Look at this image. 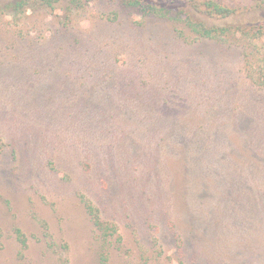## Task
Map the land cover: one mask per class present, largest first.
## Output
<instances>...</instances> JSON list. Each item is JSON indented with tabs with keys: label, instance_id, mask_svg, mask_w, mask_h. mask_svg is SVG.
I'll return each mask as SVG.
<instances>
[{
	"label": "rangeland",
	"instance_id": "rangeland-1",
	"mask_svg": "<svg viewBox=\"0 0 264 264\" xmlns=\"http://www.w3.org/2000/svg\"><path fill=\"white\" fill-rule=\"evenodd\" d=\"M145 1L0 10V264H264V0Z\"/></svg>",
	"mask_w": 264,
	"mask_h": 264
},
{
	"label": "trees",
	"instance_id": "trees-1",
	"mask_svg": "<svg viewBox=\"0 0 264 264\" xmlns=\"http://www.w3.org/2000/svg\"><path fill=\"white\" fill-rule=\"evenodd\" d=\"M62 0H0V10L2 9H11L13 14L17 15L18 13H26L27 10H29L30 5L34 4V7L40 9L45 7H50L52 9L57 8V4L61 2ZM75 1V2H73ZM71 2L74 4L76 3V6L78 5L79 0H71ZM142 5L143 9L146 11L148 15H157L158 17H169L167 13H170V11L165 8L161 7L158 8L153 3L147 2V1H141V0H130V5ZM200 7H198L201 12L205 13L208 16H216L222 19L229 18L232 16L235 11L229 7H226L214 0H204L202 3H198ZM186 17L187 24L189 25L190 29L199 35L201 38H207V39H216L224 35L225 33L234 30L233 26H211L208 25L204 21H196L191 19V16ZM263 25H257L253 26L251 28H248L250 30L243 31V33H246L247 35L256 36L257 34L264 35V29ZM237 29V28H236ZM235 32V31H234ZM259 74V85L264 86V68L260 67L258 70ZM258 81V80H257ZM86 211L88 215L90 216L93 225L95 226L96 230L98 231V250H97V259L98 264H109L110 260V253H109V247L111 246V243L113 240L112 236L115 237V240L117 242H120L122 240V236L119 234V230L117 228V225L115 223L110 222H104L101 219L100 216V210L98 207H95L92 204L85 203ZM16 233L18 236V239L21 243V247L28 248V242L27 237L23 233V231L20 228H16ZM64 247L67 249V244H64ZM21 254H23L21 252ZM23 257V255H22ZM58 264H70V259L68 257H62L59 259Z\"/></svg>",
	"mask_w": 264,
	"mask_h": 264
}]
</instances>
